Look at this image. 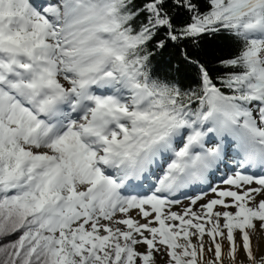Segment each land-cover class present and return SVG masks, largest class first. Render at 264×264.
I'll return each instance as SVG.
<instances>
[{"label": "snow or ice", "instance_id": "snow-or-ice-1", "mask_svg": "<svg viewBox=\"0 0 264 264\" xmlns=\"http://www.w3.org/2000/svg\"><path fill=\"white\" fill-rule=\"evenodd\" d=\"M264 264V0H0V264Z\"/></svg>", "mask_w": 264, "mask_h": 264}, {"label": "rangeland", "instance_id": "rangeland-1", "mask_svg": "<svg viewBox=\"0 0 264 264\" xmlns=\"http://www.w3.org/2000/svg\"><path fill=\"white\" fill-rule=\"evenodd\" d=\"M157 264H161V262L159 261V259H158V261H157Z\"/></svg>", "mask_w": 264, "mask_h": 264}]
</instances>
